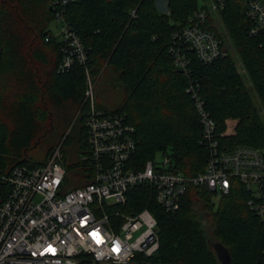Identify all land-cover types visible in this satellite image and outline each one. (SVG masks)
I'll use <instances>...</instances> for the list:
<instances>
[{
    "label": "trees",
    "instance_id": "obj_1",
    "mask_svg": "<svg viewBox=\"0 0 264 264\" xmlns=\"http://www.w3.org/2000/svg\"><path fill=\"white\" fill-rule=\"evenodd\" d=\"M156 1L84 0L68 5L66 21L87 48L88 61L59 71L61 43L49 30L53 0H0V173L42 165L60 147L65 191L90 181L85 69L95 83L96 108L123 115L134 127L136 169L156 153L167 152L185 177L203 172L208 151L201 143L195 101L186 92L191 83L197 84L203 108L215 122L222 150L248 146L264 151V118L258 117L259 108L264 111V48L259 37L247 35L244 1L221 0L220 29L213 26V17L207 25L226 55L202 64L191 54L189 74L173 64L171 37L196 11L207 8L206 3L218 0H165L167 13L159 12ZM225 36L244 75L228 52ZM104 76L119 86L109 101L97 89ZM7 191L0 182V204ZM248 198L236 179L219 198L205 186L188 185L179 209L168 213L155 203L148 186L132 187L123 209L150 210L159 249L130 264H219L213 243L227 249L231 264H261L264 222L249 212Z\"/></svg>",
    "mask_w": 264,
    "mask_h": 264
},
{
    "label": "built area",
    "instance_id": "obj_2",
    "mask_svg": "<svg viewBox=\"0 0 264 264\" xmlns=\"http://www.w3.org/2000/svg\"><path fill=\"white\" fill-rule=\"evenodd\" d=\"M80 1L84 0H53L51 5L57 35L49 30L61 43L59 71L85 66L88 61L87 48L65 18L67 6ZM243 1L250 22L247 35L259 37L264 48V0ZM223 7L221 0L212 2L173 33L169 52L176 69L189 74L191 54L202 64L226 55L207 25L210 14H218ZM1 53L0 47V59ZM85 75V128L93 176L84 186L65 191L60 147L42 165H21L0 173V182L8 187L0 204V264H130L138 257H151L159 249L154 216L148 208L123 209L129 189L141 185L152 190L159 207L174 213L188 185L205 186L219 198L228 194L231 180L236 179L249 192V212L264 222V151L248 146L222 150L197 84L191 83L186 92L195 101L208 158L202 173L185 177L167 152L156 153L142 169H136L134 127L123 115L96 108L87 69Z\"/></svg>",
    "mask_w": 264,
    "mask_h": 264
},
{
    "label": "rangeland",
    "instance_id": "obj_3",
    "mask_svg": "<svg viewBox=\"0 0 264 264\" xmlns=\"http://www.w3.org/2000/svg\"><path fill=\"white\" fill-rule=\"evenodd\" d=\"M213 1H209L208 3H206V7H207V5H210L211 3H212ZM156 5H157V8H158V10H159V12H161V13H167V9H166V2H165V0H157L156 1ZM211 16L210 17H213V18H215V22H214V24H213V26H216V27H218L219 29H220V25H218V14H213V13H211L210 14ZM49 29L52 31V33L54 34V35H57V28H56V25H55V23H52V22H50L49 23ZM223 36H224V34H222ZM56 38V37H55ZM225 39V42H226V47H227V49H228V52H229V54H230V56L235 60V62H236V66H237V68H238V71L241 73V75H244V71H243V68H242V66H241V63H240V61H239V58H238V55H237V53H236V50H235V48H234V46L229 42V39L225 36L224 37ZM57 39V38H56ZM171 48H172V45L170 44V46H169V50H171ZM171 56V55H170ZM172 58V57H171ZM172 61H173V59H172ZM244 77V76H243ZM91 79V78H90ZM244 79V82H245V85L249 88V89H251V84H250V82L248 81V79L247 78H243ZM92 81V80H91ZM92 84H93V93H94V86H95V83H93V81H92ZM86 86H87V84H86ZM118 84L116 83V81L115 80H112V81H108L107 80V78H106V76H104V78H102V80H100L99 81V83H98V85H97V89H100V90H102L103 91V95H102V98L104 99V100H107V101H109L110 100V98L111 97H114V95H116V93H118L117 92V90H118ZM86 90H87V87H86ZM86 92V91H85ZM255 100H256V97H255ZM258 117H261V119H263L264 118V111L262 110V108L260 107L259 108V113H258ZM159 156L160 155H157V159L159 158ZM35 201H39V198L38 197H36L35 198ZM214 202L215 203H217V200L215 199L214 200ZM214 245H217L218 243H213Z\"/></svg>",
    "mask_w": 264,
    "mask_h": 264
},
{
    "label": "water",
    "instance_id": "obj_4",
    "mask_svg": "<svg viewBox=\"0 0 264 264\" xmlns=\"http://www.w3.org/2000/svg\"><path fill=\"white\" fill-rule=\"evenodd\" d=\"M212 247H213V250L215 251L216 258L219 264H231L232 263V259H231L229 252L220 243H218L217 245L213 244Z\"/></svg>",
    "mask_w": 264,
    "mask_h": 264
}]
</instances>
